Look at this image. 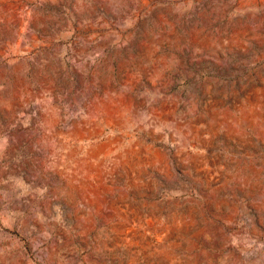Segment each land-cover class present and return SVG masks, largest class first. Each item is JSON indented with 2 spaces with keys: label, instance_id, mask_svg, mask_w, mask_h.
Wrapping results in <instances>:
<instances>
[{
  "label": "rangeland",
  "instance_id": "374dc122",
  "mask_svg": "<svg viewBox=\"0 0 264 264\" xmlns=\"http://www.w3.org/2000/svg\"><path fill=\"white\" fill-rule=\"evenodd\" d=\"M0 264H264V0H0Z\"/></svg>",
  "mask_w": 264,
  "mask_h": 264
}]
</instances>
